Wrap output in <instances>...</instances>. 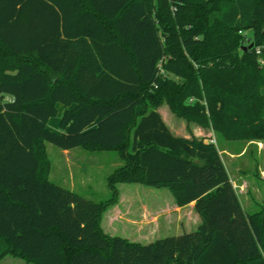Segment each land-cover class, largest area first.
Instances as JSON below:
<instances>
[{
	"label": "trees",
	"instance_id": "trees-1",
	"mask_svg": "<svg viewBox=\"0 0 264 264\" xmlns=\"http://www.w3.org/2000/svg\"><path fill=\"white\" fill-rule=\"evenodd\" d=\"M263 46L264 0H0V260L264 264V210L244 211L216 147L158 112L264 139ZM57 104L59 133L47 128ZM44 143L123 150L111 198L51 182ZM121 182L193 203L199 225L147 244L105 235Z\"/></svg>",
	"mask_w": 264,
	"mask_h": 264
},
{
	"label": "rangeland",
	"instance_id": "rangeland-1",
	"mask_svg": "<svg viewBox=\"0 0 264 264\" xmlns=\"http://www.w3.org/2000/svg\"><path fill=\"white\" fill-rule=\"evenodd\" d=\"M246 35H250L249 32ZM260 54L258 55V57ZM142 107L137 111L141 112ZM63 107L47 122L50 131H59ZM165 124L178 135H193L211 142L217 149L233 187L249 212L264 210V139L228 141L210 129L173 115L165 104L158 108ZM210 135V136H209ZM48 162L47 178L85 199L105 203L111 198L108 178L124 166L123 150L73 148L61 150L44 143ZM116 201L103 209L99 227L107 236L147 244L159 238L191 232L189 209L176 208L170 193L139 183H116ZM251 204V205H250ZM195 215L194 210L192 211ZM0 264H29L7 255Z\"/></svg>",
	"mask_w": 264,
	"mask_h": 264
},
{
	"label": "crops",
	"instance_id": "crops-1",
	"mask_svg": "<svg viewBox=\"0 0 264 264\" xmlns=\"http://www.w3.org/2000/svg\"><path fill=\"white\" fill-rule=\"evenodd\" d=\"M258 60H259V63L262 65V66H264V54H261L259 57H258ZM261 93L264 95V88L263 89H261ZM59 107H61L62 108V106L60 105V104H57L56 105V108H57V110H58V108ZM63 112V111H62ZM159 112V111H158ZM160 113V112H159ZM160 115H161V113H160ZM49 121V120H48ZM172 132H173V130L170 128V127H168ZM53 132H55V133H59V131H55V130H53ZM175 135H177V136H182V137H187V136H184V135H178L177 133H175V132H173ZM210 136V135H209ZM229 177V176H228ZM229 180H230V182H231V184H232V186L234 185L233 184V180L231 179V177H229ZM234 188V187H233ZM236 192V191H235ZM238 197V196H237ZM238 200H239V198H238ZM239 202H240V205H241V207L244 209V211H246L247 213H249V214H251V213H255V212H257V211H254V212H249V210H248V206H244L242 203H241V201L239 200ZM251 205V204H250ZM176 207V206H175ZM177 208V207H176ZM180 208H184V209H189V211H190V219L192 220V222H193V226L191 227L192 228V230L191 231H193L198 225H199V223H200V220H199V218H198V216L196 215V213H195V215L193 214V203H189L188 205H186V206H183V207H180ZM184 233H187V232H185L184 231Z\"/></svg>",
	"mask_w": 264,
	"mask_h": 264
},
{
	"label": "built area",
	"instance_id": "built-area-1",
	"mask_svg": "<svg viewBox=\"0 0 264 264\" xmlns=\"http://www.w3.org/2000/svg\"><path fill=\"white\" fill-rule=\"evenodd\" d=\"M262 49L264 50V46L262 47ZM260 50H261V49H260L259 47L256 48V49H255V53H256L257 55H259V54H260Z\"/></svg>",
	"mask_w": 264,
	"mask_h": 264
},
{
	"label": "water",
	"instance_id": "water-1",
	"mask_svg": "<svg viewBox=\"0 0 264 264\" xmlns=\"http://www.w3.org/2000/svg\"><path fill=\"white\" fill-rule=\"evenodd\" d=\"M251 47V45L248 46V48Z\"/></svg>",
	"mask_w": 264,
	"mask_h": 264
}]
</instances>
